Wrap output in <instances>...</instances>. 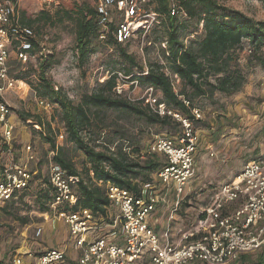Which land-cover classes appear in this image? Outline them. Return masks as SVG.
Returning a JSON list of instances; mask_svg holds the SVG:
<instances>
[{"label": "trees", "instance_id": "1", "mask_svg": "<svg viewBox=\"0 0 264 264\" xmlns=\"http://www.w3.org/2000/svg\"><path fill=\"white\" fill-rule=\"evenodd\" d=\"M16 7L13 24L29 27L33 32L29 55L35 52L37 41L32 24L35 22L55 23L63 21L62 16H51L41 10L34 18L17 16V0H11ZM84 1V0H83ZM152 7L159 15V23L151 28L149 33L157 28H163V48L160 42L159 52L155 58L139 63L127 52L125 44L117 43L108 36L103 41L98 39V25L93 5L75 7L74 12H65V17L74 21L75 50L79 66H84L90 55L95 53L93 41L112 44L118 51V56L126 63L123 67L125 75L130 80H137L141 86H152L160 100L174 111L187 116L195 129L210 125L203 117L195 118L192 108L199 107L196 103L210 101V105L219 102L214 100L216 93L231 95L241 91L246 82V74L240 66L239 52L247 44V66L264 68V20L253 19L241 12L219 3L218 0H178L179 11L185 15L171 14L169 0H150ZM201 28L198 30V25ZM148 33V34H149ZM148 36V35H147ZM143 47L146 51L152 47V42ZM20 39L13 38L15 51ZM148 47V48H147ZM158 51V50H157ZM17 59V58H16ZM18 62H21L17 59ZM53 65L51 56H41L38 62L37 82L30 81L35 94L48 104L59 110L60 121L64 129V142L81 151L84 155L81 168L75 166L64 146L56 144V134L49 123L42 122L38 117L35 122L42 143L47 145V151L39 162L30 167L32 180L22 190L0 205V264H13V257L19 243V232L32 223L30 209L44 213L50 210L53 201L54 188L47 178V166L51 161L59 165L66 173L76 178L72 184L76 195L74 206H60L59 209L76 210L89 208L96 218L108 222L110 201L107 197V186L114 185L120 189L138 196L143 186L153 182V176L165 164L161 155L142 151L134 135H128L119 129L112 130L110 142L103 123L108 112L130 114L142 120L146 126L162 127L180 131V123L171 116H158L142 101H131L124 96L116 95L114 70L102 82L91 89L81 92L76 101L68 98L59 87L53 85L46 77L47 71ZM146 65L147 70H144ZM17 74L14 79L25 80L19 63L15 65ZM8 73L11 74L8 62ZM179 79L175 86L173 76ZM11 76V75H10ZM183 100L188 101L185 105ZM223 107V106H222ZM200 111V110H199ZM202 115V114H201ZM227 115V114H225ZM216 117V116H215ZM19 119L28 118L19 114ZM49 134L41 129L45 126ZM169 130V131H170ZM111 130L109 131V133ZM105 139V140H104ZM101 141V142H100ZM5 142L1 144L3 145ZM101 147V148H99ZM13 148V147H12ZM11 151V150H10ZM50 152H53L50 155ZM39 163V164H38ZM4 164L0 167V173ZM31 199V200H27ZM256 254L255 260L249 264H263L264 249L253 253L240 254L232 263L240 264L248 256ZM230 263V264H232Z\"/></svg>", "mask_w": 264, "mask_h": 264}, {"label": "built area", "instance_id": "2", "mask_svg": "<svg viewBox=\"0 0 264 264\" xmlns=\"http://www.w3.org/2000/svg\"><path fill=\"white\" fill-rule=\"evenodd\" d=\"M170 1V12L179 11L178 0ZM98 25V39L111 36L115 42L126 44L135 36L145 38L151 28L159 23V15L150 0H92ZM16 15L11 0H0V137L9 144L13 125L8 120L10 106L4 98L8 91H14L22 81L8 73L9 46L13 38H19L16 58L27 61L33 37L27 26L12 23ZM143 43V42H142ZM165 48L166 41L161 43ZM144 70H147L144 65ZM110 75L107 72L99 78L102 82ZM116 95L131 101L140 100L158 116H171L180 123L179 137L174 140L165 134H157L147 146L149 153L161 155L165 164L154 174L153 182L142 187L138 196L114 185L107 186L110 208L116 209L110 221L105 222L108 235H91L102 229L101 218H96L89 208L76 210L59 209L76 203L72 184L76 178L70 176L59 165L49 161L47 178L54 188L50 210L43 215H54L67 225L69 242L79 251L75 261L70 262L65 247L50 248L33 256L32 264H230L240 254L253 253L264 249V153L244 163L231 180L213 191L207 202L200 208L195 219L187 228H174L176 214L184 202L188 183L194 173L195 156L199 136L192 121L174 111L160 100L152 86H141L130 75L115 72ZM174 82L179 81L176 75ZM139 88L138 97L133 98L127 90ZM188 105L187 100H183ZM39 103L47 108L44 100ZM195 118L201 113L191 109ZM39 128L37 125H35ZM26 161L10 160L0 173V205L15 192L27 187L32 173L27 162L32 160L30 145L25 146ZM53 152H50V155ZM210 155H213L210 152ZM164 186L166 191H160ZM171 188V189H170ZM172 192V203L168 209L165 224L158 233L151 224L154 214L168 192ZM177 211V212H176ZM176 212V213H175ZM41 228L35 230L39 236ZM19 254V253H18ZM30 255L29 252H27ZM13 264H22V255L13 257ZM264 264V260H263Z\"/></svg>", "mask_w": 264, "mask_h": 264}, {"label": "rangeland", "instance_id": "3", "mask_svg": "<svg viewBox=\"0 0 264 264\" xmlns=\"http://www.w3.org/2000/svg\"><path fill=\"white\" fill-rule=\"evenodd\" d=\"M218 1L220 4L253 19L264 20V0ZM87 2L90 5L93 4L92 0H17L16 2L19 19L22 16L23 18H34L41 10L48 12L51 16H55L56 14L64 18L63 21H55V23L35 22L32 24L35 32L34 39H36L38 47L29 56L27 61L18 62L14 44L9 46L10 75L13 78L18 73V71H15L14 65L19 63L21 65L20 70L25 75V80L17 79L23 83L19 84V87L14 91H8L4 94V98L10 106V113L16 115V120L19 121L21 130L30 132L31 135L33 134L38 138L37 155L34 156L36 163L39 157L44 156L48 147L42 146L44 142L42 143V139L37 133L39 132L35 126L37 125L35 122L37 117L42 122L50 124L52 132L54 130L56 134V144L64 146L76 167L81 168L84 159L81 151L72 147L70 143L64 142L65 134L60 121L59 110L50 104H48L47 108L41 105L39 103L40 98L28 84L30 81L34 84L37 82L39 58L41 56H51L53 65L47 71L46 77L51 80L54 86L61 88L72 101H76L81 92L93 89L97 85V82H100L99 78L107 72L114 70L123 71V67L126 66V63L118 56L115 46L98 40L93 41V46L96 48L95 53L90 55L84 66L78 65L75 50V25L73 20L65 17V12L73 11L76 6L80 7L82 4H87ZM200 28L201 24L198 25V30ZM147 35L143 39L135 36L125 44L127 52L132 54L139 63H145L143 62L144 60L147 61L148 59L155 58L157 52H159L160 42L165 39V37L157 39L159 36H164L163 28H157L154 33L151 31ZM147 40L152 42V47L147 51L146 49L143 51V47L149 44ZM248 54L249 49L247 44H245L239 52L238 59L240 66L246 74V82L241 91L231 95L216 93L214 100L219 102L220 106L216 104L210 105V101L203 102L201 99L198 100L199 103L195 102L202 114L201 117L210 125L207 129L212 130H207L206 135L202 137L203 143H206L207 148L200 150L198 149L199 144L197 145L194 173L191 181L188 183L185 202L180 204V209L178 214H176V221L179 220L178 222H180L179 227H189L213 191L223 183L231 180L241 170L245 162L255 159L264 153V68L257 65L247 66ZM177 83L175 81V86H177ZM132 89H128L126 93L131 94L133 98H137L138 92L142 88ZM19 114L28 118L27 121L20 120ZM103 124L107 126L106 132L108 133V139H104L105 142H110V138L114 137L112 130L119 129L128 135H134L133 141H137L144 152H146L148 144L155 135L165 134L177 140L175 138L179 137L180 132L176 128L170 130L162 127L146 126L142 120L133 115L116 112H108ZM204 128L196 129L198 136H200L199 131ZM41 129L49 134V129L46 125L41 126ZM110 130L111 132L109 133ZM12 139L13 132L9 144ZM199 140L201 139L199 138ZM28 144L30 145L31 153L35 154L33 138L30 139ZM25 146L23 147V155H28ZM210 152L213 155H210ZM30 164L29 160L28 167ZM31 165L30 167H33ZM157 184V181L153 182V185L156 186ZM158 190L162 192L166 191V188L162 186ZM193 199L195 200L193 201ZM164 200L160 206V210L168 211V209L173 208L171 206V191L164 196ZM192 205L196 208L193 207L192 211L189 212L187 208H190ZM32 209H30V216H36L40 221V218H42L40 212ZM116 212L114 208L109 209L110 216H113ZM34 221L38 220L34 219ZM104 224L105 222L100 223L102 229H99L98 232L101 235H108L109 230H106L107 227ZM173 227L177 226L173 224ZM33 230V227L30 226L29 231L33 233ZM25 245L26 243H22L20 240L17 246H20L19 254L15 253L17 255L24 253L22 264H32L30 262L32 259L25 254L27 252ZM256 257V254L248 256L240 264H249L250 260H255ZM140 264L149 263L144 261Z\"/></svg>", "mask_w": 264, "mask_h": 264}, {"label": "crops", "instance_id": "4", "mask_svg": "<svg viewBox=\"0 0 264 264\" xmlns=\"http://www.w3.org/2000/svg\"><path fill=\"white\" fill-rule=\"evenodd\" d=\"M230 115V114H229ZM8 120L10 123L13 125V139L11 140L10 144H4L3 147L1 144L3 143L2 138L0 137V167L6 163H8L10 160H17L20 162H25L26 161V155H23V147L27 145L30 141V139L33 138V143H34V151L35 154H33V157L37 155L36 151L38 150V142H37V137L34 136L33 134L31 135L30 132H27L25 130H21L19 127L20 123L18 120H16V115L13 113H10L8 116ZM207 130H212V129H201L199 131V146L198 149L203 150V148H207L206 143H203L202 137L206 135ZM31 137V138H30ZM29 145V144H28ZM43 147L47 146L45 144L42 145ZM13 147V148H12ZM11 150V151H10ZM202 155V153H201ZM202 157V156H201ZM31 166H34L36 164L34 158L30 160ZM28 164V162H27ZM29 165V167H30ZM195 199H193L194 201ZM185 202V201H184ZM183 202V203H184ZM189 202V201H188ZM191 203V202H190ZM196 204V203H195ZM195 206H190V208H187V210L190 212L192 211L191 209ZM196 208V207H195ZM186 210V211H187ZM35 213V212H34ZM36 214V213H35ZM117 215V213H115ZM167 211L165 210H160L157 208V211L154 214V219L155 222L151 224V227H154L158 233H161L163 230V226L165 224V218H166ZM182 214V213H181ZM37 215V214H36ZM41 217L40 221L39 219L36 218V216H33L35 220L38 221H32L29 225L25 226L22 228L19 232V241L21 240L22 243H26L27 247V252L30 253V255L25 252L27 257H30L33 260V256L40 254L41 252L50 249V248H62L65 247L66 249V256L70 262H73L76 260V258L79 255V251L75 249L71 243L69 242V233H68V228L67 225L64 223V221L61 218H58L52 214L50 215H43L40 213ZM38 216V215H37ZM179 217L181 218V215L179 214ZM179 220L175 221L173 224L175 229L176 228H184L179 227L180 222ZM33 227V233L29 231V227ZM40 227L41 228V233L39 236H35V230L36 228ZM107 230V229H106ZM95 235H101L97 231V233L91 235V237ZM106 235V234H104ZM29 242V243H28ZM20 249V246L16 249V253L18 254V251ZM15 253V255H16ZM24 254V253H23ZM23 254L22 258H23ZM14 255V256H15ZM32 260L30 262H32ZM23 262V259H22ZM24 264V263H23Z\"/></svg>", "mask_w": 264, "mask_h": 264}]
</instances>
